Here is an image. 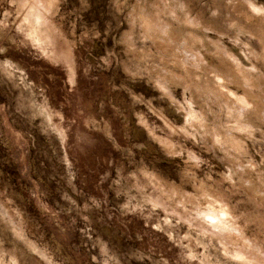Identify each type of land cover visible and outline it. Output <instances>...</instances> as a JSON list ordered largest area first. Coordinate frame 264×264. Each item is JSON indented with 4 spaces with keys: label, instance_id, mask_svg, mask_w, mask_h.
<instances>
[{
    "label": "rangeland",
    "instance_id": "rangeland-1",
    "mask_svg": "<svg viewBox=\"0 0 264 264\" xmlns=\"http://www.w3.org/2000/svg\"><path fill=\"white\" fill-rule=\"evenodd\" d=\"M0 264H264V0H0Z\"/></svg>",
    "mask_w": 264,
    "mask_h": 264
}]
</instances>
